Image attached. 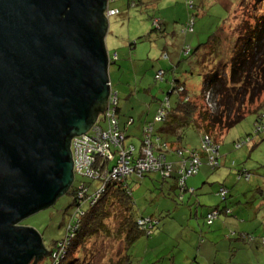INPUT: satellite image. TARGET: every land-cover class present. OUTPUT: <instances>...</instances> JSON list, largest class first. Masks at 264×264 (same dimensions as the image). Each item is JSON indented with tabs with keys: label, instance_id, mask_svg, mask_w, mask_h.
<instances>
[{
	"label": "rangeland",
	"instance_id": "obj_1",
	"mask_svg": "<svg viewBox=\"0 0 264 264\" xmlns=\"http://www.w3.org/2000/svg\"><path fill=\"white\" fill-rule=\"evenodd\" d=\"M125 4V0H117L112 4L120 8V13L107 18L108 28L104 44L109 58H112L107 71L110 85L118 93L119 112L117 116L120 127L123 128V123L128 117L134 120V123L126 128L125 132L130 136L124 140V145L132 143L137 148L142 136L139 126L147 120H152L156 105L160 100L165 99L174 77L178 78L180 83H184L188 94L191 95L199 92L203 74L211 69L223 68L222 71L228 74L229 68L226 67L228 65L226 62L229 61L230 53H232L234 40L238 33L247 27H252L258 15L264 12V0H203V8H200L201 11L203 10L202 16L193 15L195 18L194 42L189 47L188 54L183 53L180 58L177 54L174 55L171 46H164L163 42L166 41V37H160V31L154 30L152 26L154 6L126 7ZM157 4L163 9L164 17H166L164 19L170 27L180 21L173 18V10L168 7L172 4V0H159ZM183 4L187 10L184 1ZM192 13H195L194 9ZM169 31L168 29L167 32L170 33ZM213 35H216L215 38L219 39V42L214 45L210 40L206 45ZM169 37L171 38L170 35ZM156 43L159 45L157 52ZM214 46L217 51L215 53L211 52ZM162 52H167L172 62H169L170 60L166 57H161ZM114 59L116 60L113 61ZM158 61L163 64L161 69L165 71L161 80L154 79ZM176 95L172 93L169 96L171 104L177 97ZM204 101L209 108L212 107L209 92L205 93ZM260 103L259 112L264 115V93L254 105ZM256 122V114L247 113L239 124L224 133L219 144V167L210 169L203 164V174L210 176L213 181L203 184V194L195 196L194 193L189 203L186 199L180 201L174 198L172 200L173 197L167 189L168 180L162 183L159 174L150 173L143 179L128 176L135 215L153 218L154 224L150 237L142 235L138 239L152 238L159 230L164 238H168V243L175 239L174 236L180 235V232L184 238H187L189 235L193 236L190 224L193 222L196 226L197 220L203 228V248L201 249L203 264H264V204H262L264 193H255L256 187L253 186V182L258 180L262 183L261 187L264 192V130L255 134ZM260 122L264 125V117ZM247 137L251 140L239 149L234 148L237 141H242ZM181 145L189 149L200 148L201 139L197 131L191 128L186 129ZM239 169H245L250 173L249 180L237 179ZM80 179L82 178L75 177L72 185ZM96 184L97 181L91 183V185ZM220 184L225 185L230 193H228L226 204L231 214L221 215L208 226L204 215L203 218L200 215L195 218L193 200L202 198L204 206L200 208L205 211L207 206L220 203L221 197L217 194ZM71 201L70 193L65 192L57 197L51 206L27 216L18 224L33 227L39 233L43 247L49 251L54 247L53 243L65 235L69 216L74 212V208L69 206ZM237 213L240 216H237ZM156 219L160 220L156 221ZM225 219L231 222L234 219L233 225L224 223ZM239 219L245 220L244 223H239ZM110 223L111 226L115 224L112 220L108 222L109 225ZM248 229H253V231ZM231 232L232 235L228 238ZM241 232L250 233L245 241L240 237L237 238ZM193 237L197 240L193 246L195 248L199 237L197 234ZM178 245L172 252L157 254V251H148V254L144 255V248L139 253L136 250L133 251L136 246L135 242L128 250V254L131 256L132 264H167L171 259L170 256L177 254L179 247H183V250H180V260H182V253L193 250L187 245V241L181 240ZM123 250L122 235L116 237L112 233L109 236L92 237L82 249L74 253V256L78 255L84 260H89L90 264H110L123 254ZM48 261V256H45L40 263L45 264Z\"/></svg>",
	"mask_w": 264,
	"mask_h": 264
},
{
	"label": "water",
	"instance_id": "obj_2",
	"mask_svg": "<svg viewBox=\"0 0 264 264\" xmlns=\"http://www.w3.org/2000/svg\"><path fill=\"white\" fill-rule=\"evenodd\" d=\"M107 0H0V264H40L18 223L74 181L70 142L106 108Z\"/></svg>",
	"mask_w": 264,
	"mask_h": 264
},
{
	"label": "trees",
	"instance_id": "obj_3",
	"mask_svg": "<svg viewBox=\"0 0 264 264\" xmlns=\"http://www.w3.org/2000/svg\"><path fill=\"white\" fill-rule=\"evenodd\" d=\"M116 1L117 0H113L109 4L110 8L117 10V13L114 15L120 13L119 7L112 6ZM125 1L126 7H135L137 5L143 6L146 3L144 0V2H142V0ZM149 3H154V1ZM195 3L196 2L193 0H185L187 10L191 11V15L189 13L185 22L181 26V32L184 34L194 33L195 18L193 15H197V6ZM193 9L195 13H192ZM155 19H157V24L154 23ZM151 20L154 30L160 31L162 24L161 19L154 16ZM215 36L216 35L211 36L206 45L210 40L214 45L219 42V39L215 38ZM201 45L203 46V43ZM185 47L186 46H183V53H185L186 50L189 51L190 46L187 44V49H185ZM215 48V46L214 48H211V52H217ZM232 49L229 61L226 62L228 63L226 67L229 68L228 74L222 71L223 68L219 69L217 67L211 69L209 72L203 74L202 86L199 92L191 95L188 94V90L183 82L180 83L179 80L173 81L165 99L160 100L156 105L152 120L145 121L141 126L142 140L146 126L150 123L152 124L151 135L156 142L165 146V158L172 163L173 171L168 176H163L159 170L143 172L139 176L137 173H131L126 175L122 180H109L106 181L105 184H101L99 180L82 177V179L86 181L80 179L76 184H71L66 192H69L72 197L69 206L74 208V212L69 216L64 237L53 243L54 247L49 250L50 254L47 255L49 261L45 264H90L89 260H84L78 255L74 256V253L82 249L85 243L92 237L96 235L109 236L112 233H114L116 237L122 235L124 240V250L123 254H121L116 260L111 261L110 264H132L128 250L140 236H150L154 224L152 223V229L149 234H146L138 225L137 220L144 219L145 217H138L134 213V202L131 193L132 189L130 187V182L127 179L128 176H133L135 179H143L147 174L156 173L160 175L163 182L170 179L173 182L172 187L183 190L185 180L189 176L185 178L182 185L179 184L180 175L178 173L177 162H180L181 159H185L187 164L190 160L191 154H196L199 158V165L197 168L198 173L202 164H205L210 169L218 168V159L220 156L218 147L216 155L217 164L210 165L209 160L207 159V153L201 150V146L200 148L197 147L191 149L182 146V137L186 129L191 128L197 131V133L200 134V139L206 135L213 143L219 145L224 133L239 124L245 118L247 113L252 112L256 114L257 121L254 133L257 134L260 130H264V125L260 122L264 117V115L259 112L261 103L254 105L262 93H264V12L258 15L256 22L252 27H247V29L238 33ZM196 50L197 48L195 51ZM188 51L186 52L187 54ZM111 60L112 58H109V62H111ZM115 60L116 59L113 61ZM162 71L164 75L165 71ZM179 87H182L183 90L178 93L176 91ZM206 92L210 93V101L212 102L211 108H209L204 101V95ZM172 93L177 94L173 104L169 101V96ZM166 98L168 100L167 106ZM161 106L164 108V114L159 120H155V115ZM118 112L119 107L117 101L115 110L116 116L118 115ZM116 119L118 130L122 132L125 140L127 137L125 132L126 128L130 127L134 123V120L131 117H128L123 123V128H121L118 116ZM250 140L251 138L247 137V139L242 140L244 144L238 148H236L234 144V148L239 149ZM128 144L134 146L132 143ZM177 151H181V154H177ZM169 156H174L175 160L169 159ZM203 158L205 159L204 162ZM114 162L115 161L113 160L110 164L112 165ZM237 171V179H244L243 175L238 176L239 174H250L245 169H239ZM249 178L247 180H249ZM82 181L85 182L86 190L83 192L84 198L79 200L77 198V190ZM92 181H97V184L91 185ZM99 187H102V192H99L100 195L94 202L92 195L99 189ZM220 187L226 188L222 184L218 187L217 194L221 197L220 203L214 206H208L209 208L204 214L205 222L208 226H210L213 221L221 215L224 214V216H227L228 214H231V210L226 204L229 192H227L226 196L222 197L219 193ZM226 189L228 190V188ZM215 211L217 212V215L211 219L210 223H208V214ZM146 218L153 219L150 217ZM110 220L115 223L113 226H111V223L110 225L108 224ZM228 235L230 237L232 232ZM237 237L246 240L249 237V234L240 233ZM62 241L66 242L64 254L61 253L63 254L62 256L59 254L56 258H53L52 254L56 251V248H58V243Z\"/></svg>",
	"mask_w": 264,
	"mask_h": 264
},
{
	"label": "built area",
	"instance_id": "obj_4",
	"mask_svg": "<svg viewBox=\"0 0 264 264\" xmlns=\"http://www.w3.org/2000/svg\"><path fill=\"white\" fill-rule=\"evenodd\" d=\"M113 0H107L106 16H112L117 13V10L110 8L109 4ZM157 19L154 20V23ZM188 50L185 51V53ZM163 71L158 70L155 74L156 80H161ZM183 88L179 87L176 92H182ZM208 97V96H207ZM167 100V98H166ZM117 93L112 89L109 83V93L107 98L106 108L100 113L93 125L88 131L81 135L73 136L70 142V151L73 163V176L87 179L99 180L100 183L105 184L106 181H118L125 178L128 174L137 173L138 176L143 172L151 170H159L163 176H168L173 171V165L165 158V146L159 144L153 139L152 124H148L144 130V136L141 140L140 147L137 150L131 144L124 145V136L118 130L116 119V105ZM168 100L166 101V106ZM210 105V104H209ZM164 114V108L161 106L155 115V120H159ZM243 141H237L235 147L238 148ZM219 145L213 143L208 136L201 138V150L207 153V159L210 165H216V155ZM181 154V151H177ZM190 155V153H189ZM115 161L112 165L110 162ZM199 165V158L196 154H191L189 162L186 164L185 159L177 162L179 177V184L182 185L187 176L195 175ZM245 180L249 178V174H239ZM85 182H80L77 190V198L79 200L84 198ZM99 192H102V187L93 193V201L95 202L99 197ZM228 190L224 187L219 188V193L222 197L226 196ZM82 202V201H81ZM217 215V212L208 214V223ZM138 225L146 234H149L152 229L153 220L149 218L138 219ZM74 229V228H72ZM72 231V230H71ZM71 236V235H70ZM66 242L58 243V248L52 254L56 258L59 254H64ZM52 253V252H51ZM61 254V256L63 255Z\"/></svg>",
	"mask_w": 264,
	"mask_h": 264
},
{
	"label": "crops",
	"instance_id": "obj_5",
	"mask_svg": "<svg viewBox=\"0 0 264 264\" xmlns=\"http://www.w3.org/2000/svg\"><path fill=\"white\" fill-rule=\"evenodd\" d=\"M144 1L146 3L143 5V7L154 6V10L152 11L153 12L152 13L153 17L155 16V17H159L161 19V23L162 24H161V28H160L161 29L160 30V34H161L160 37H166V41L164 40L165 42H163L162 38H160V41H162L164 43L165 47L166 46H168V47L171 46L172 49L174 50V55L177 54L178 58L182 57L183 46H186L187 44L188 45L190 44L189 46L191 47L192 46L191 44H193V42H194L193 34H188V33L184 34V33L181 32V26L185 22V20L187 18V15H188V11H189V10H186V8H185V6L183 4V1L185 3V0H172V4L168 5V7L172 8V10H173V18L180 20L178 23H176L175 25H172L171 27H170V24H168L167 21H165L166 19H164L166 17H164L165 15H164V13L162 11L163 9H161L160 6L157 4V2L159 0H156V1L155 0H144ZM144 1L142 0V2H144ZM151 1H155V2L154 3H149ZM193 1L195 2L196 0H193ZM196 2H197V4H196L197 13L196 14L199 17H201L202 14H203V10L201 11L200 8H203V0H199V1H196ZM189 13H190V11H189ZM168 29L170 30L169 31L170 33L167 32ZM163 30H165V31L162 32ZM169 35L171 36V38L169 37ZM155 49H156V52L159 50V45L157 43L155 45ZM161 57H166V58H168L170 60L169 62H172L171 58L168 57L167 52H162L161 53ZM157 67H158L157 71L158 70H163V69H161L163 67V64L159 63V61H158ZM176 80H179V79L174 77L173 80L171 81L170 85H172L173 81H176ZM119 123H120V121H119ZM141 126L142 125L139 126L140 127V131H141ZM128 136H130V134H127V137ZM199 136H200V134H199ZM139 147H140V145L137 148L136 147L135 148L138 150ZM219 149H220V147H219ZM169 159L175 160V157L174 156H169ZM199 173H197L199 175L196 176V177L189 176L188 178H186L183 190H178L177 188L172 187V185H173L172 183L173 182H172V180L169 179L168 182H167V189H168V192L173 197L172 200L174 198H176L177 200H180V201H183V200L186 199V202L189 203V201L191 199H193V194L194 193H195V196L199 195V194H203V184L210 183V181H213V180H211L210 176H208L207 174L206 175L203 174V164L201 165V167L199 169ZM164 182H166V180ZM162 183H163V181H162ZM261 184L262 183L259 182L258 180H255V182H253V186L256 187L255 188V193L256 192H258L260 194L264 193L263 189L261 187ZM178 194H179V196H178ZM186 195H188V196L185 197ZM193 202H195V210H194L195 218L197 216H199V215L201 216V218H203V215L207 212L209 207L208 206L206 207V211L203 210L202 208H200V207L204 206L202 198H195L193 200ZM262 204H264V200L262 201ZM189 210H191V209L189 208ZM203 212H204V214H203ZM237 216H240L239 213H237ZM159 220L160 219H156V221H159ZM244 221L245 220H243V219H239V223H244ZM224 223H227V224L231 223L233 225L234 219H233L232 222H231V220H226L225 219ZM194 228H197L199 230L195 231ZM190 229H191V233L193 234V236H194V234L195 235L197 234V236L199 237V242H198V244H197V246L195 248H193V246H194V243L197 240H196V238L194 239V237L192 235H189L187 238H184L182 233L180 232L181 230L180 231L178 230L180 232V235L174 236L175 239H172V241L168 243L167 242L168 238H164V236L161 233V230H159V232L156 234V236H154L152 238L140 239V240L137 239L135 241L136 242V246H135V249L133 251L136 250V252L139 253L140 250H142V248H144L143 249L144 255L148 254V251H153V252L157 251V254L161 253V252L162 253L169 252V251L172 252V250L174 251V248L176 246H179L178 245L179 241L184 240V241H187V245L190 248H193V250H191V252L190 251H188L187 253L185 252L184 254L182 253L181 254L182 255V260H180V253H181L180 250L182 251L183 247L182 246L179 247L177 252H176L177 254L173 255V256L171 255L172 257L170 256L171 259L168 261L167 264H203V251L201 252V249L203 248V243H202L203 242V228L201 227V225L196 220V226H195V224L193 222H191ZM248 230L253 231V229H248ZM241 234H250V233L241 232ZM230 237H228V238H230ZM243 241H245V239H243Z\"/></svg>",
	"mask_w": 264,
	"mask_h": 264
},
{
	"label": "clouds",
	"instance_id": "obj_6",
	"mask_svg": "<svg viewBox=\"0 0 264 264\" xmlns=\"http://www.w3.org/2000/svg\"><path fill=\"white\" fill-rule=\"evenodd\" d=\"M110 17V16H109ZM110 82V81H109Z\"/></svg>",
	"mask_w": 264,
	"mask_h": 264
},
{
	"label": "flooded vegetation",
	"instance_id": "obj_7",
	"mask_svg": "<svg viewBox=\"0 0 264 264\" xmlns=\"http://www.w3.org/2000/svg\"><path fill=\"white\" fill-rule=\"evenodd\" d=\"M40 263V262H39ZM41 264V263H40Z\"/></svg>",
	"mask_w": 264,
	"mask_h": 264
}]
</instances>
